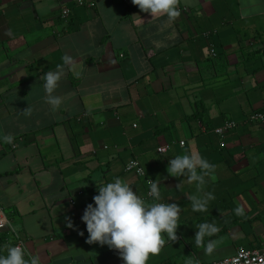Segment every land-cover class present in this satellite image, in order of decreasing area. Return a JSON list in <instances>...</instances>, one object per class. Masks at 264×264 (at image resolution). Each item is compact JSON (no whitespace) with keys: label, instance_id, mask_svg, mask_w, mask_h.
<instances>
[{"label":"crops","instance_id":"1","mask_svg":"<svg viewBox=\"0 0 264 264\" xmlns=\"http://www.w3.org/2000/svg\"><path fill=\"white\" fill-rule=\"evenodd\" d=\"M178 9L169 20L131 0H0V136L13 137L0 141V207L40 264H123L86 243L80 219L116 177L148 202L145 178L158 181L162 202L181 208L177 240L147 264H205L264 243V126L247 122L264 110V0H178ZM49 71L62 73L55 111ZM227 120L236 126L221 138L214 130ZM183 154L216 165L199 192L166 172ZM132 158L145 178L124 171ZM205 192L215 199L193 212L188 196ZM203 222L219 228L205 238L216 241L210 254L193 240ZM9 246L0 231V254Z\"/></svg>","mask_w":264,"mask_h":264},{"label":"clouds","instance_id":"2","mask_svg":"<svg viewBox=\"0 0 264 264\" xmlns=\"http://www.w3.org/2000/svg\"><path fill=\"white\" fill-rule=\"evenodd\" d=\"M141 12L150 16H166L174 20L180 16L178 0H131ZM65 64L71 63V57H62ZM59 71L44 73V89L48 94L46 102L55 111L61 99L52 95L61 77ZM23 112L28 113L26 108ZM0 141L12 144L10 135L0 136ZM216 165L196 155H176L168 161L166 172L173 178H186L188 183L195 182L199 192L205 183V177L212 175ZM136 174L145 175L144 167H137ZM149 194L152 202L142 199L132 190V186L119 177L97 187L92 203L86 205L81 222L87 232L86 243L107 246L119 253L123 264H147L149 256H157L166 243L177 240L176 231L181 208L175 203L162 202L158 181L149 180ZM215 199L213 193L189 195L193 212H206L209 201ZM239 211V209H237ZM65 227L74 229L69 217H65ZM219 231L214 223L203 222L197 225L194 243L203 245L204 252H213L216 241L212 237ZM83 235V233H78ZM0 264H40L38 256L28 255L21 244L7 247L6 254H0ZM189 264H192L189 261ZM195 264H199L198 261Z\"/></svg>","mask_w":264,"mask_h":264},{"label":"built area","instance_id":"3","mask_svg":"<svg viewBox=\"0 0 264 264\" xmlns=\"http://www.w3.org/2000/svg\"><path fill=\"white\" fill-rule=\"evenodd\" d=\"M82 4V3H79ZM69 15V9L66 7H63L60 11V16L62 19H66ZM211 32H204L202 33V36L207 37L210 35ZM209 56L215 57L216 52L213 49L212 45H209ZM247 122L256 124V125H262L264 126V110L263 111H256L249 115L247 118ZM236 126V123L234 121H225L223 126L221 128L215 129L214 132L219 135L221 138L223 136L224 131L232 129ZM179 145H183V142H180ZM169 149L168 145L157 147L156 152L158 154H163L167 152ZM137 167H141L140 163L136 158L130 159L124 166L125 172H132L135 175ZM140 176V175H137ZM144 177V176H140ZM149 180L148 178H145L146 184H147V191H146V197L152 200V197L149 194ZM0 231H3L11 241L12 246L21 244L24 247L23 241L20 238V235L15 230V228L11 225L10 221L7 218L6 213L4 210L0 207ZM25 249V247H24ZM205 264H264V243H261L258 247L254 249H245L243 247H238L234 254L229 257L218 261H212Z\"/></svg>","mask_w":264,"mask_h":264},{"label":"trees","instance_id":"4","mask_svg":"<svg viewBox=\"0 0 264 264\" xmlns=\"http://www.w3.org/2000/svg\"><path fill=\"white\" fill-rule=\"evenodd\" d=\"M194 118V117H193Z\"/></svg>","mask_w":264,"mask_h":264}]
</instances>
